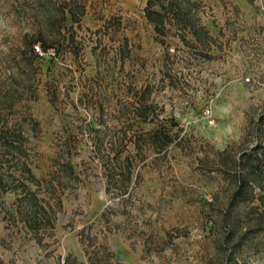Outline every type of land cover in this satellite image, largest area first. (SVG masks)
Returning <instances> with one entry per match:
<instances>
[{"label":"rangeland","instance_id":"rangeland-1","mask_svg":"<svg viewBox=\"0 0 264 264\" xmlns=\"http://www.w3.org/2000/svg\"><path fill=\"white\" fill-rule=\"evenodd\" d=\"M65 1L0 0V263L264 264V231L242 237L264 208H230L221 171L264 146V0H193L199 49L158 35L148 0H75L77 47L33 58ZM160 128L178 142L160 149Z\"/></svg>","mask_w":264,"mask_h":264},{"label":"trees","instance_id":"trees-1","mask_svg":"<svg viewBox=\"0 0 264 264\" xmlns=\"http://www.w3.org/2000/svg\"><path fill=\"white\" fill-rule=\"evenodd\" d=\"M56 13L52 12L49 17V24L52 29L56 30L54 36H48L44 33H39L32 41H30V52L34 54L33 58L40 57V53L36 51V45H39L44 53L50 50L54 51V54H47L50 56L56 55L60 52L59 43L62 46L69 48L72 45L77 47V42L73 33L69 35L64 34L62 29L64 24L71 20L73 24H79L81 18L86 13L85 4L79 3L75 0L65 1L61 4H55ZM195 4L193 0H148L144 8L145 16L147 20L152 24L154 30L158 35H166L168 32L175 29L178 32V36L188 45L195 49L210 47L214 41L213 36L205 25L200 24L195 19ZM190 33L194 38L193 41L189 40L186 35ZM52 58V57H51ZM148 86L143 90L136 93L135 110L134 115L142 121H148L151 117L154 105L147 102V94L149 92ZM154 113V112H153ZM11 133L10 128L7 126H0V140L6 143L16 142L9 140ZM20 133V132H19ZM20 133L18 136H21ZM153 139L160 149H165L174 142H178L177 139L168 131L164 129H158L153 134ZM142 137V136H141ZM133 140L137 146L140 147V139L134 138ZM124 142L121 136H118V141ZM13 147L12 143L10 144ZM264 153V146L255 148L254 156L249 154H242L239 158L231 160L234 166L230 169L226 167L221 171L224 173H234V190L230 195L229 207L234 208L241 202H246L250 206L253 205L254 209L264 208V162L260 156ZM127 163L130 164V157H126ZM73 170L71 166V171ZM23 171H27L33 181H36V176L32 173L28 166H24ZM230 175V174H229ZM131 177V170H128V178ZM5 186L4 179L0 175V195L1 188ZM256 188L260 190L259 193L255 192ZM261 213H264L262 211ZM264 231V220H258L254 228H249L245 231L243 238L248 237L252 233ZM233 231L230 232L232 234ZM230 240L231 236H227ZM232 252V250H231ZM229 256H231L229 254ZM2 263V262H1ZM0 263V264H1ZM223 264V263H220Z\"/></svg>","mask_w":264,"mask_h":264},{"label":"built area","instance_id":"built-area-1","mask_svg":"<svg viewBox=\"0 0 264 264\" xmlns=\"http://www.w3.org/2000/svg\"><path fill=\"white\" fill-rule=\"evenodd\" d=\"M36 51L39 52L41 55H44V54H54V51H53V50H50L49 52L44 53V52L41 50V48H40L39 45H36Z\"/></svg>","mask_w":264,"mask_h":264}]
</instances>
